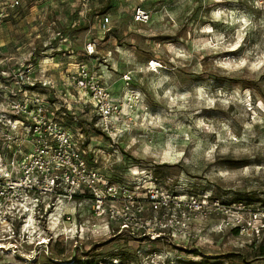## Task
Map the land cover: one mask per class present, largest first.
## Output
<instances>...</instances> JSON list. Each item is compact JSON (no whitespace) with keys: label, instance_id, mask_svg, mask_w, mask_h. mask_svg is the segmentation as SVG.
<instances>
[{"label":"rangeland","instance_id":"374dc122","mask_svg":"<svg viewBox=\"0 0 264 264\" xmlns=\"http://www.w3.org/2000/svg\"><path fill=\"white\" fill-rule=\"evenodd\" d=\"M106 4L20 0L10 8L0 0V106L47 95L56 123L92 164L119 185H136L143 211L112 220L77 200L41 223L15 221L0 227V251L12 254L0 264H264V0ZM138 7L150 12L148 24L134 22ZM81 67L119 107L112 137L68 81ZM25 135L0 127V158ZM154 185L171 199L207 201V217L187 209L186 233L159 230L163 211L148 197ZM234 205L244 211L224 214ZM252 214L253 226L236 232L233 217L245 224Z\"/></svg>","mask_w":264,"mask_h":264},{"label":"built area","instance_id":"2783aa9c","mask_svg":"<svg viewBox=\"0 0 264 264\" xmlns=\"http://www.w3.org/2000/svg\"><path fill=\"white\" fill-rule=\"evenodd\" d=\"M1 1L10 8L20 4V0ZM82 1L88 8L103 0ZM4 15V10H1L0 26ZM150 21L149 11L142 7L135 9V23L145 25ZM109 24V18L105 17L101 23L102 30L108 31ZM87 51L89 55L94 54L91 44ZM68 81L77 93L87 99L85 107H92V112L98 116L101 130L112 137L116 130L113 120L119 114V107L111 92L102 84L101 78L81 67L76 76ZM34 86L32 81L30 87ZM42 86L48 87V84L43 83ZM0 127L13 130L21 128L27 132L22 140L15 143L9 158H0V227L18 221L24 228L28 225L30 216L41 223L43 214L48 210L57 209L63 204H73L77 200L92 203L96 216L106 214L112 220L121 218L124 210H131L135 214L143 211L141 204L133 198V187L136 185H119L111 176L91 164L94 158L89 161L88 151L79 145L73 133L56 123L52 104L45 95H25L9 108L0 106ZM148 197L154 211H163L162 221L158 223L159 230L175 231L180 228L186 233L190 223L186 218L187 209L190 213L207 217V201L200 202L194 197L189 200L171 199L155 185L148 190ZM121 201L124 204L121 212L110 205ZM214 206L221 208L218 202ZM236 209L244 211L240 205L222 208L224 214ZM175 212L177 216L174 215ZM252 215L245 224H242L240 217H233L232 223H235L237 231L244 234L253 226L257 214ZM64 220L70 221L71 218L65 214ZM27 235H24L26 240Z\"/></svg>","mask_w":264,"mask_h":264},{"label":"flooded vegetation","instance_id":"af4514ba","mask_svg":"<svg viewBox=\"0 0 264 264\" xmlns=\"http://www.w3.org/2000/svg\"><path fill=\"white\" fill-rule=\"evenodd\" d=\"M2 242H5L3 239H0V243H2ZM11 252H6V251H3V250H1L0 251V259L1 258H9V257H11Z\"/></svg>","mask_w":264,"mask_h":264},{"label":"trees","instance_id":"16d2710c","mask_svg":"<svg viewBox=\"0 0 264 264\" xmlns=\"http://www.w3.org/2000/svg\"><path fill=\"white\" fill-rule=\"evenodd\" d=\"M112 2V0H103L102 2H98V3H94L95 5H101V4H103V3H107V4H109V3H111ZM106 4V5H107ZM46 97H47V95H46ZM49 101V100H48ZM50 102V101H49ZM54 118H55V115H54ZM65 128V127H64ZM89 161H92V158H89ZM92 164V163H91ZM236 232H237V230H236ZM263 250H264V248H263Z\"/></svg>","mask_w":264,"mask_h":264},{"label":"clouds","instance_id":"9594fccd","mask_svg":"<svg viewBox=\"0 0 264 264\" xmlns=\"http://www.w3.org/2000/svg\"><path fill=\"white\" fill-rule=\"evenodd\" d=\"M32 217V216H31ZM30 218V217H29ZM33 218V217H32Z\"/></svg>","mask_w":264,"mask_h":264}]
</instances>
